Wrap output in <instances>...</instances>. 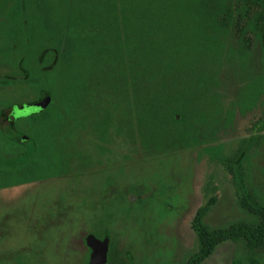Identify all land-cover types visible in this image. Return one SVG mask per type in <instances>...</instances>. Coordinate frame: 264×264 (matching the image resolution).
I'll use <instances>...</instances> for the list:
<instances>
[{"label": "rangeland", "instance_id": "rangeland-1", "mask_svg": "<svg viewBox=\"0 0 264 264\" xmlns=\"http://www.w3.org/2000/svg\"><path fill=\"white\" fill-rule=\"evenodd\" d=\"M41 9L51 23L44 3ZM6 14H0V112L19 105H36L37 112L14 118L30 139L25 147L0 133V264H87L89 234L91 244L108 236L105 264H188L201 248L194 216L213 197L204 217L210 228L235 223L254 228L261 222L259 212L242 206L227 160L246 152V182L264 203V87L212 144L146 155L115 144H105V151L87 137L76 153L71 142L62 141L65 135L53 138L50 129L61 107L63 78L75 66L73 38L57 33L61 44L52 73L51 66L33 62L30 37L18 33L15 14ZM246 23L237 18L225 40L237 55L247 51L240 38ZM246 36L252 50L256 37ZM36 146L31 160L9 162ZM252 259L264 261V243L253 246L240 235L220 241L200 264Z\"/></svg>", "mask_w": 264, "mask_h": 264}, {"label": "trees", "instance_id": "trees-1", "mask_svg": "<svg viewBox=\"0 0 264 264\" xmlns=\"http://www.w3.org/2000/svg\"><path fill=\"white\" fill-rule=\"evenodd\" d=\"M0 2V14H15L18 33L30 37L27 47L41 68L51 66L54 72L61 44L57 33L73 38L75 66L63 78L61 107L50 129L53 138L65 135L62 141L71 142L76 153L87 137L89 144L97 139L105 151V144H115L146 155L212 144L239 110L255 103L258 89L264 87V0ZM43 3L51 23L43 15ZM237 18L247 19L240 36L244 55L225 43ZM247 32L256 37L252 50ZM36 154L37 146L25 148L9 162L29 161ZM246 155L241 151L227 162L242 206L259 212L261 222L254 228L235 223L212 229L204 221L215 201L211 198L194 216L201 248L188 264H200L225 238L244 235L253 246L264 243V203L246 182ZM91 237L85 238L89 246ZM250 264L264 261L252 259Z\"/></svg>", "mask_w": 264, "mask_h": 264}, {"label": "flooded vegetation", "instance_id": "flooded-vegetation-1", "mask_svg": "<svg viewBox=\"0 0 264 264\" xmlns=\"http://www.w3.org/2000/svg\"><path fill=\"white\" fill-rule=\"evenodd\" d=\"M23 107L25 106L19 105V107H9L4 112H0V116L2 117V119H0V133L2 134V137L6 140H9L10 142H16L20 147L23 146L22 142L24 140H28L29 137L28 135L21 133L19 127L13 124V121H15L14 118L18 117L19 115V113L14 112V110L21 109Z\"/></svg>", "mask_w": 264, "mask_h": 264}, {"label": "water", "instance_id": "water-1", "mask_svg": "<svg viewBox=\"0 0 264 264\" xmlns=\"http://www.w3.org/2000/svg\"><path fill=\"white\" fill-rule=\"evenodd\" d=\"M35 106L36 105L25 106L21 109L14 110V112H17L19 114H23V113L26 114L32 112L31 114H34L37 112V111L33 112V110H35ZM90 236L91 234L88 235V237ZM108 247H109L108 238L99 239L98 241L91 244L90 246L91 255L87 264H105L108 259Z\"/></svg>", "mask_w": 264, "mask_h": 264}]
</instances>
